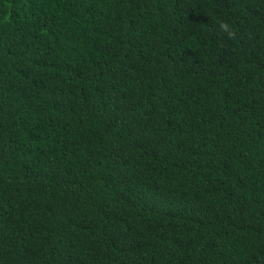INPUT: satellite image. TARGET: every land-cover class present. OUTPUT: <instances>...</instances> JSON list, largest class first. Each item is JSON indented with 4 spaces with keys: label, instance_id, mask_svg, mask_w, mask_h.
<instances>
[{
    "label": "trees",
    "instance_id": "trees-1",
    "mask_svg": "<svg viewBox=\"0 0 264 264\" xmlns=\"http://www.w3.org/2000/svg\"><path fill=\"white\" fill-rule=\"evenodd\" d=\"M0 264H264V0H0Z\"/></svg>",
    "mask_w": 264,
    "mask_h": 264
},
{
    "label": "clouds",
    "instance_id": "clouds-1",
    "mask_svg": "<svg viewBox=\"0 0 264 264\" xmlns=\"http://www.w3.org/2000/svg\"><path fill=\"white\" fill-rule=\"evenodd\" d=\"M219 30L226 34L229 39H234L236 36L235 29L227 22H220L219 23Z\"/></svg>",
    "mask_w": 264,
    "mask_h": 264
}]
</instances>
